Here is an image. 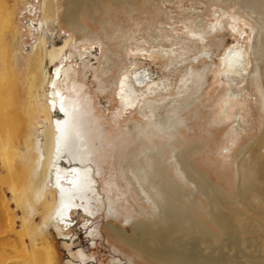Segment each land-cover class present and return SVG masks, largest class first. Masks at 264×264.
Listing matches in <instances>:
<instances>
[{
    "label": "bare ground",
    "instance_id": "bare-ground-1",
    "mask_svg": "<svg viewBox=\"0 0 264 264\" xmlns=\"http://www.w3.org/2000/svg\"><path fill=\"white\" fill-rule=\"evenodd\" d=\"M91 1L104 0H63L59 16L57 0H43L42 21V13L35 19L40 7L29 1L32 4L28 5L29 13L34 17L28 21L29 33L36 35L29 43L34 49L32 53L21 51L19 33L14 34L18 31L8 33L10 46L7 45L0 65V172L3 173L0 185L12 188V199L22 212V232L28 236L32 252L27 250L26 258L30 264H39L36 249L42 246L46 250V264H61L53 244L51 230H54L68 250L70 259L64 264L70 263L74 258L71 246L75 243L70 234L85 228L95 240L100 230L93 223L102 217L107 220L111 240H125L138 251L134 256L144 263L264 264V148L255 139L242 148L239 144L241 132L246 130L243 115L251 102L244 86L249 78L260 90L264 112V10H261L264 0H244L248 3L246 9L257 14V27H252V33L241 26L239 13L228 14L224 10L208 27L196 20L200 17L196 13L194 26L187 27L185 32L192 45L206 44L223 33L226 24L234 30L236 41L218 55L219 65L214 60L216 51L205 49L198 62L207 66L202 72L191 68L189 81L183 83L178 96H173L175 89L169 79L164 81L149 69L126 70L118 80L116 77L111 80L108 76L113 64L105 63L99 70L93 65V59L98 61L97 54L93 57V51L81 46L99 39L76 20L82 11L89 17L94 15ZM59 22L82 35L75 39L72 33L63 31ZM2 26L7 31V26ZM151 49V52L144 50L160 57H170L176 52L173 48ZM22 59L26 61L25 70ZM212 63L218 70L211 69ZM90 68L95 72L91 75L100 82L101 93L110 99L114 96L121 103L118 115L115 114L117 126L121 117L123 120L129 114L139 117L110 145L108 155L112 157L113 168L107 178L108 168L103 164L110 146L100 143L101 126L93 123V101L84 94L86 83L79 81L81 70H86L83 77L91 82L92 77L87 74ZM99 71L102 77L98 76ZM215 72L220 75L217 80L225 93L211 107V112L217 109L211 117L222 120L227 129L207 130L203 120L199 124L204 128L197 132L191 126L192 120H188L191 117L185 114L200 110L196 123L204 112L206 115L202 106L211 89L209 74ZM22 91L26 100L23 103ZM261 131L264 139V122ZM214 149L223 159L237 150L235 195L231 192L224 195L213 188L219 186L197 165V152ZM119 175L127 179L131 188L129 193L121 192L127 207L119 203ZM174 176L184 184L176 182ZM185 186L193 190L186 192ZM17 187L27 188L18 193ZM197 193L207 203L198 199ZM251 197L261 204L253 205ZM232 203L241 205L245 211H238ZM9 207L5 209L7 212ZM196 210L204 218L197 216ZM75 215L89 224L79 227ZM142 215L147 216L145 220H141ZM39 216L43 219L37 222ZM122 216V224H116L114 218ZM152 223L157 225L152 227ZM124 226H130L131 235ZM77 253L82 260L89 259L83 250ZM128 264L137 263L131 259Z\"/></svg>",
    "mask_w": 264,
    "mask_h": 264
},
{
    "label": "rangeland",
    "instance_id": "rangeland-1",
    "mask_svg": "<svg viewBox=\"0 0 264 264\" xmlns=\"http://www.w3.org/2000/svg\"><path fill=\"white\" fill-rule=\"evenodd\" d=\"M36 4L39 13L35 19L39 18L41 14V21L43 20V12H41V7L43 0H29ZM28 0H0V65L4 58V54L7 52L6 47L9 45L7 43L8 33L13 32L15 35L18 34V42L21 45V51H26L28 53L33 52V48H30V41L33 40V36L29 33L31 29L29 26V19H34L33 16H30L29 13V4ZM247 1V0H245ZM244 0H104L100 1H91V8L93 9V16L89 17L88 14L84 11L80 12L76 20L82 27L89 28L88 30L92 34H96L99 41H92V44L86 43L81 47L87 48L90 51L94 52V56L97 54V59H93V65L97 66V69H102L107 65H112L113 71L109 73L110 79L118 80V78L126 70L135 71L136 69H149L156 74L157 77L163 78L164 81L169 79L170 82L174 85V95L178 96L183 91V83L188 80L189 74L191 73V68L193 67L195 72H202L206 64L202 61L199 63L198 59L201 55L204 54V50H214L216 51L215 62L218 64V55L223 52L224 49L229 48L234 41H236V36L233 35L234 30L226 24V30L223 28V33L220 32L215 37L211 38L206 44L192 45L189 41L188 36L185 34L187 27L194 26V18L196 13L200 14V17L197 18V21H202L203 25H209L214 18L219 14H222L224 10H228L229 13H239L241 14V26L246 29L248 32L252 33V27H257L256 23V13L251 14L250 9H246V4ZM28 2V3H27ZM99 2V3H98ZM263 2V1H262ZM63 0H57L59 6V16H62ZM25 4V5H24ZM29 5V6H28ZM57 6V7H58ZM129 6V7H128ZM64 8V7H63ZM248 8V7H247ZM27 10V11H26ZM62 10V11H61ZM261 10H264L261 9ZM195 11V12H194ZM200 11V12H199ZM253 16V17H252ZM255 18V19H254ZM199 19V20H198ZM225 20L228 18L225 16ZM4 21V22H3ZM36 22V20H34ZM8 23V24H7ZM60 27L66 33H72L75 39H78V32H73L69 29L68 25L65 22H59ZM2 25L7 26L3 28ZM5 26V27H6ZM9 29V30H8ZM184 31V32H183ZM28 32V33H27ZM184 33V34H183ZM232 33V34H230ZM65 34V33H63ZM78 34V35H77ZM85 34V32H83ZM183 36V37H182ZM41 35L39 36L40 39ZM187 37V38H186ZM37 38V37H36ZM147 44H146V42ZM188 40V41H187ZM128 44V47H125V44ZM126 44V45H127ZM131 44V45H130ZM149 44V45H148ZM91 45V47H90ZM10 46V45H9ZM248 44V50L250 49ZM164 47V49H163ZM90 48V49H89ZM156 49V51L164 50H175V53H171L170 57L166 55L165 57H160L156 54L146 53L144 49ZM151 49V50H152ZM160 49V50H159ZM6 50V51H5ZM32 50V51H31ZM150 51V50H149ZM225 51V50H224ZM78 51L76 50V53ZM151 52V51H150ZM224 53V52H223ZM106 54L108 56H106ZM24 55V54H22ZM177 55V56H175ZM26 56V55H24ZM106 56V58H105ZM27 57V56H26ZM100 58V59H99ZM101 58L102 61H101ZM108 58V59H107ZM172 60H171V59ZM24 59V58H23ZM22 59V64H26V61ZM107 59V61H106ZM110 60V61H109ZM113 62V63H112ZM23 64L22 68L25 70V65ZM106 65V66H107ZM219 65V64H218ZM129 68V69H128ZM212 70H218L217 66L212 63ZM91 72V73H90ZM113 72V73H112ZM86 73L85 71L80 72L79 81L86 83L84 94L88 95L92 99V104L94 105V119L93 123L97 122L101 126L100 131V143L107 144L109 147L115 143V140L121 137L125 129L139 121L137 115L129 114L123 120L121 117V124L117 126L115 114L118 115L120 110L121 103L119 100L115 99L112 96V99L104 96L100 91V82L95 79L94 69H89L87 74L91 78V82H88L83 77ZM99 77H102V73L97 72ZM113 74V76H112ZM1 76V70H0ZM220 75L215 73L209 74V80L211 84V91L209 90L207 99L204 100L205 104L202 108L206 111L203 113L202 118H198L197 115L200 114V110L196 113L187 112L185 115L190 116L192 120V127L197 132L204 128V125H207V130L218 131L227 129L218 118L212 120L211 115H213L216 110L214 109L211 112V107L216 106L219 102V98H222V95L225 91L220 90L222 85L218 83V78ZM195 78V76H194ZM93 82V83H92ZM225 87H229L228 84H225ZM247 94L251 96L250 107L246 108L247 113L243 115L245 119V131L241 132V139L239 144L245 145L255 139L259 147L264 148V139L261 136V128L264 122V112L262 111L260 105V90L257 88L255 82H252V79L249 78L244 84ZM214 91V93H213ZM22 103L26 102L24 91H22ZM213 93V94H212ZM220 93V94H219ZM83 94V95H84ZM219 94V95H218ZM162 99H156V101H161ZM217 101V102H216ZM209 102V104H208ZM111 104V105H110ZM240 104L236 105L231 111H235L236 107H239ZM109 108V109H108ZM195 108V107H194ZM209 108V109H208ZM209 110V111H208ZM230 111V112H231ZM241 113V111H240ZM194 114V115H192ZM211 119V120H210ZM218 119V120H217ZM93 120V119H92ZM204 120V121H203ZM203 121L205 123L200 127L199 122ZM214 121V122H213ZM216 122V123H215ZM221 122V123H219ZM104 129V130H103ZM193 129L190 131L191 134ZM199 132V133H200ZM204 132V131H202ZM206 136L210 137V134L205 130ZM186 133V132H184ZM122 134V135H121ZM194 135V134H193ZM102 139V141H101ZM111 146L108 148L107 159L105 157V163L103 166L106 170V178L108 174H112V160L111 155L108 153L111 151ZM238 149V148H236ZM232 151L230 158L223 159L222 156L217 154V151L214 149L213 152L204 151L202 153L197 152V165L200 170L205 173L210 179L211 182L219 187H213L219 190L224 195L228 193L237 194L236 179L234 175L235 171V153L237 150ZM264 154V152H263ZM109 157V158H108ZM104 158V157H103ZM121 160L123 155H120ZM109 162V163H107ZM107 167V168H106ZM102 168V165H101ZM22 174H24L22 172ZM114 174V173H113ZM0 175H3L0 172ZM24 179L23 175L21 176ZM120 179V190H117L120 195L119 203L122 207V204L127 207L126 201L123 199L121 192L126 191L129 193L130 187H128L127 179H124L122 175H119ZM176 178V179H175ZM176 182H180L183 185V181L176 176H174ZM27 184V183H26ZM187 185V184H186ZM27 187H17L18 193ZM123 189V190H121ZM186 192L193 190L191 186L184 187ZM131 194L134 195V192ZM197 198L202 199L204 203H207L204 196L200 193H197ZM3 201V202H2ZM131 202V201H130ZM145 203V202H144ZM251 203L253 205L259 206L261 203L259 200L251 197ZM10 206V212L6 211V207ZM234 208L238 211H245L244 208L239 205L232 203ZM130 209L132 205L129 207ZM143 208H147L145 203ZM6 211V212H5ZM198 210H196L197 216L204 218ZM21 210L16 207V202L12 199V188L7 187L6 184L0 185V264H30L28 257V251L31 249L30 240L28 236H23V222L21 219ZM104 215V214H103ZM76 218L79 216L75 215ZM202 216V217H201ZM136 217V216H135ZM141 220L146 219V215L140 216ZM42 216L36 218L37 222L42 221ZM116 224L121 225L123 221L122 217L114 218ZM79 227L85 224L87 226L89 222L80 217ZM113 222V221H112ZM107 220L99 217L94 221V226L97 227V230H100V235H96L95 240L91 239L90 230L87 231L85 228L77 229L70 234L75 239V243L71 246L70 252L74 253V258L72 257L71 262L67 264H128L131 259H134L137 264H151L149 262H142L137 257H135L136 249L130 248L127 242L124 241H115L111 240L106 230ZM156 223H152V227L156 226ZM78 227V226H77ZM128 234H132L130 226H124ZM53 244L55 246V252L57 254V259L61 264L66 263L68 258V250L63 245L64 240L59 237V235L53 230ZM78 232V233H77ZM98 234V233H97ZM115 244V246H114ZM79 250H83L88 254L89 259L82 260L80 255L77 253ZM25 251V252H24ZM40 257L39 264H46V250L44 247H39L36 249ZM30 253H32L30 251ZM122 259V261L119 260ZM141 258V257H140ZM160 264V263H159Z\"/></svg>",
    "mask_w": 264,
    "mask_h": 264
}]
</instances>
